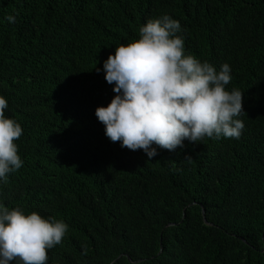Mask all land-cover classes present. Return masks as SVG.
Here are the masks:
<instances>
[{"label":"trees","instance_id":"trees-1","mask_svg":"<svg viewBox=\"0 0 264 264\" xmlns=\"http://www.w3.org/2000/svg\"><path fill=\"white\" fill-rule=\"evenodd\" d=\"M164 14L186 54L230 66L239 139L149 159L104 135L102 63ZM0 96L23 129L0 203L67 225L46 264H264V0H0Z\"/></svg>","mask_w":264,"mask_h":264},{"label":"clouds","instance_id":"clouds-1","mask_svg":"<svg viewBox=\"0 0 264 264\" xmlns=\"http://www.w3.org/2000/svg\"><path fill=\"white\" fill-rule=\"evenodd\" d=\"M5 20L15 22V15ZM180 23L164 14L139 27V38L114 48L102 63L104 80L115 95L95 108L104 135L120 147L142 150L151 159L156 147L174 151L187 140L239 139L242 92L226 90L232 80L227 63L219 69L186 54ZM97 72L101 69H96ZM0 96V182L22 167L18 146L21 125L5 116ZM67 225L36 212L25 214L0 203V264H46V250L58 245Z\"/></svg>","mask_w":264,"mask_h":264},{"label":"water","instance_id":"water-1","mask_svg":"<svg viewBox=\"0 0 264 264\" xmlns=\"http://www.w3.org/2000/svg\"><path fill=\"white\" fill-rule=\"evenodd\" d=\"M202 215H203V211H202ZM204 222H205V221H204ZM168 226H171V224L166 225L165 228L168 227ZM128 261H129V262H132L130 259H128Z\"/></svg>","mask_w":264,"mask_h":264}]
</instances>
